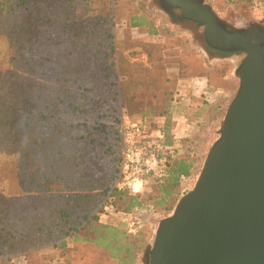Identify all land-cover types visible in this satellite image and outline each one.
<instances>
[{"label": "trees", "instance_id": "trees-1", "mask_svg": "<svg viewBox=\"0 0 264 264\" xmlns=\"http://www.w3.org/2000/svg\"><path fill=\"white\" fill-rule=\"evenodd\" d=\"M89 1L0 0V264L44 247L66 249L81 233L119 264L136 262L141 243L122 245L97 210L105 202L125 213L142 206L140 194L115 187L122 112L145 90L162 93L169 79L124 62L117 0H98L105 3L90 15ZM138 16L129 17L130 28L143 24ZM144 48L162 60L159 45ZM168 127L156 130L164 169L154 178L172 196L193 163L174 159Z\"/></svg>", "mask_w": 264, "mask_h": 264}, {"label": "rangeland", "instance_id": "rangeland-1", "mask_svg": "<svg viewBox=\"0 0 264 264\" xmlns=\"http://www.w3.org/2000/svg\"><path fill=\"white\" fill-rule=\"evenodd\" d=\"M100 1V0H99ZM90 0L88 14H97L105 2ZM217 17L231 29L264 26V0H205ZM115 34L125 44L122 58L129 65H141L151 70H163L169 83L162 93L148 89L137 95L135 105L122 114L149 122L154 133L169 125L175 137L174 159H190L193 169L182 178L176 194L168 196L164 185L149 178L139 198L141 207L130 213L111 203L99 206L100 223L119 230L122 245L141 243L135 264H148L146 252L152 245L159 224L171 216L183 194L192 190L205 161L220 137L227 111L235 99L240 79L237 71L243 59L213 55L206 47L204 28L192 22L177 21L163 10L160 0H117ZM143 17V24L130 28V16ZM131 38L136 42L132 41ZM162 48V60L157 63L145 51L146 44ZM95 166V161L91 160ZM117 188V183L115 185ZM119 190V189H118ZM126 191V190H119ZM131 193L130 191H127ZM132 194V193H131ZM165 198L164 202L160 204ZM68 240L66 249L44 247L20 254L5 264H119L105 249H94L84 241Z\"/></svg>", "mask_w": 264, "mask_h": 264}, {"label": "water", "instance_id": "water-1", "mask_svg": "<svg viewBox=\"0 0 264 264\" xmlns=\"http://www.w3.org/2000/svg\"><path fill=\"white\" fill-rule=\"evenodd\" d=\"M206 43L243 52L237 95L195 187L158 226L148 264H264V26L231 29L205 0H160Z\"/></svg>", "mask_w": 264, "mask_h": 264}, {"label": "built area", "instance_id": "built-area-1", "mask_svg": "<svg viewBox=\"0 0 264 264\" xmlns=\"http://www.w3.org/2000/svg\"><path fill=\"white\" fill-rule=\"evenodd\" d=\"M121 131L123 158L117 188L140 194L149 178L163 172V159L154 147L163 134L154 133L146 120L128 114L122 116Z\"/></svg>", "mask_w": 264, "mask_h": 264}, {"label": "flooded vegetation", "instance_id": "flooded-vegetation-1", "mask_svg": "<svg viewBox=\"0 0 264 264\" xmlns=\"http://www.w3.org/2000/svg\"><path fill=\"white\" fill-rule=\"evenodd\" d=\"M196 25H198V24H196ZM256 26H260V25H256ZM254 28H256V27L252 26V27H249L248 29H241V30H242V32H249ZM206 47H207L208 51H210V53H212L213 55H218V56L225 57V58L236 57L237 59H240V60L243 59V52L242 51L218 50V49H214V48L210 47L208 44H206Z\"/></svg>", "mask_w": 264, "mask_h": 264}, {"label": "clouds", "instance_id": "clouds-1", "mask_svg": "<svg viewBox=\"0 0 264 264\" xmlns=\"http://www.w3.org/2000/svg\"><path fill=\"white\" fill-rule=\"evenodd\" d=\"M137 190H138V188H137Z\"/></svg>", "mask_w": 264, "mask_h": 264}]
</instances>
